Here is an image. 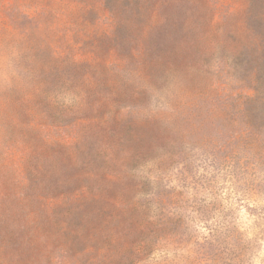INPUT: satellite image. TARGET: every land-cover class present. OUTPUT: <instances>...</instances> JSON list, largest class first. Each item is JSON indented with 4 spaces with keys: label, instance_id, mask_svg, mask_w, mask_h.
I'll return each instance as SVG.
<instances>
[{
    "label": "rangeland",
    "instance_id": "374dc122",
    "mask_svg": "<svg viewBox=\"0 0 264 264\" xmlns=\"http://www.w3.org/2000/svg\"><path fill=\"white\" fill-rule=\"evenodd\" d=\"M38 88L46 162L33 176L14 130ZM0 186L17 197L14 226L22 208L35 228L38 210L49 220L37 237L16 225V264H264V0H0ZM146 186L140 200L175 223L145 258L133 230L99 220L97 240L118 241L99 246L56 229L92 211L86 188Z\"/></svg>",
    "mask_w": 264,
    "mask_h": 264
},
{
    "label": "trees",
    "instance_id": "16d2710c",
    "mask_svg": "<svg viewBox=\"0 0 264 264\" xmlns=\"http://www.w3.org/2000/svg\"><path fill=\"white\" fill-rule=\"evenodd\" d=\"M109 0H105V3H108ZM111 16V26H115L119 23H116L114 20L113 12L109 8ZM116 28V27H115ZM215 34L218 36L219 31L215 28ZM100 42H105L109 40H114V36L111 35L110 31H100L98 35ZM154 56L149 57L150 65L156 62ZM42 71V70H41ZM40 70L34 75L38 80L39 87H43V82H46V79H49L52 76L50 71L41 72ZM110 71V69H109ZM40 73V74H39ZM42 85V86H41ZM44 88L37 89L36 93L32 95V104L37 101L32 107L27 103L26 106L20 107L17 111V116L15 118L17 128L14 130L16 136L19 139H22V142L27 146L26 162L25 164L29 167V172L33 176H38L40 171L43 169V163L46 160L43 158L41 153V146H46L47 140L44 139L40 132L39 127L43 125L42 112L38 108V101L43 102L44 99ZM55 116V114L53 115ZM41 144L40 149L37 146V143ZM7 169V168H4ZM34 171V172H33ZM38 182V180H37ZM33 187V186H32ZM63 187V186H61ZM147 187V186H146ZM149 188L140 187L136 188L131 196H118V197H107L102 191L89 188L87 190L90 203L92 204V211H88L84 216L78 215L80 209L73 212V210H68L69 216H72L70 221L67 220L65 227L63 228L62 224L59 223L56 225L57 231L61 232V236L67 235L73 243H83L84 245H97L104 241L105 243L118 244L117 239L113 234L107 230V234H101L100 242L97 240L96 234L94 231L93 225H95L99 220H102V224L108 226V228L114 229V231L119 227L125 230H133L132 232L138 236L136 237V244L133 246V252L138 260V257L141 258L147 257L150 253L156 251V247L160 245L164 239V235L168 234L169 227L171 222L175 223L170 217H166L164 214H160L157 211L156 206L152 205L147 199L140 200L146 196L151 195L152 193ZM0 190H8L5 186H0ZM29 190V189H28ZM32 194V193H31ZM145 199V198H144ZM17 201V197L12 196V198H7L0 193V226L4 227L5 233L0 232V263L1 264H16L14 258V251L17 247V238H18V228L17 224H20V228L23 233H29L31 237H37L35 234L37 231H44L46 226L49 224V220L44 215V210H38L39 222L35 223L38 227L34 226V218H31V211L28 208H22L21 212L23 213L22 221L18 220L16 225H13L14 219L11 214V204L12 202ZM97 206V210L94 211L93 207ZM105 206L108 208L106 212H101L100 207ZM26 215V217H25ZM36 215V214H35ZM83 220H85L83 222ZM74 221V226L71 227L70 223ZM52 226H53V221ZM58 222V221H55ZM40 237V236H38ZM96 237V241L94 240ZM86 239V241H85ZM243 244V242H241ZM243 246V245H242ZM229 252L231 249H227ZM239 253V252H238ZM237 253L227 254L223 259L227 261L226 264H238L241 259L244 257V254L236 256ZM20 263V262H19ZM95 263V262H94ZM223 263V260H222ZM192 264H202L199 262H194ZM217 264V263H216Z\"/></svg>",
    "mask_w": 264,
    "mask_h": 264
}]
</instances>
